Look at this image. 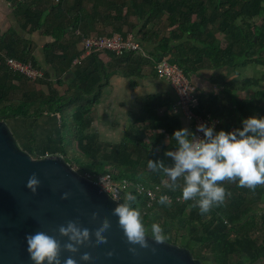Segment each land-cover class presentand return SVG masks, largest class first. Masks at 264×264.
<instances>
[{
	"label": "trees",
	"instance_id": "1",
	"mask_svg": "<svg viewBox=\"0 0 264 264\" xmlns=\"http://www.w3.org/2000/svg\"><path fill=\"white\" fill-rule=\"evenodd\" d=\"M9 1L24 31L53 39L45 46V56L47 67L59 76L58 85H64L69 72L75 79L62 95L49 81L51 72L36 57L34 42L15 30L2 34L0 29V120L60 115L61 145L52 152L64 154L83 175L91 173L96 178L110 171L116 179L131 181L134 187L126 194L136 196L133 206L141 212L147 235L155 222L163 229V241L189 248L206 264H264V184L240 187L226 179L220 182L226 192L224 201L202 214L193 201L181 199L179 187L169 189L166 178L147 167L148 159L172 164L164 153L174 150L172 132L182 127V117L173 113V96L142 98L140 113L119 143L100 142L90 133L91 113L116 74L130 79L134 88L148 70L159 79L156 67L164 59H170L191 81L203 70L228 68L239 75L249 67L264 68V0ZM133 17L136 22L131 21ZM100 26L111 31L97 32ZM116 33L123 37L134 33L140 43L153 42L157 49L146 56L104 50L80 58L82 36ZM10 58L43 70L44 77L32 81L13 71ZM263 83L264 75L244 81L242 89H257ZM39 85H49L48 93ZM228 94L223 95L231 101L225 103L222 96L199 90L198 113L221 120L217 130H232L241 126L244 117L264 115L263 93L256 92L245 101ZM160 110H165L163 117H159ZM23 137L25 147L38 154L36 134L29 131ZM74 148L78 161L71 160ZM138 184L151 190L159 186L157 192L168 195L171 204H159L146 192L139 193Z\"/></svg>",
	"mask_w": 264,
	"mask_h": 264
},
{
	"label": "water",
	"instance_id": "2",
	"mask_svg": "<svg viewBox=\"0 0 264 264\" xmlns=\"http://www.w3.org/2000/svg\"><path fill=\"white\" fill-rule=\"evenodd\" d=\"M14 122L0 120V264H34L25 234L37 231L58 240L60 264L67 254L76 257L77 264H206L189 248L156 243L149 235L147 247L129 242L112 212L121 201L81 174L64 154L27 149V139L17 134ZM33 173L40 181L36 192L27 187ZM104 217L110 227L103 233L106 241L100 242L94 228ZM69 219L89 228V235L73 249L64 246L68 237L58 232ZM84 248L89 250L87 257L81 255Z\"/></svg>",
	"mask_w": 264,
	"mask_h": 264
},
{
	"label": "clouds",
	"instance_id": "3",
	"mask_svg": "<svg viewBox=\"0 0 264 264\" xmlns=\"http://www.w3.org/2000/svg\"><path fill=\"white\" fill-rule=\"evenodd\" d=\"M196 130L203 135L197 136L196 132L187 127L173 130L171 138L175 142L174 150L164 153L172 158L170 166L159 160L147 161L149 169L166 178L165 183L169 189L175 191L179 187L181 199L193 201V206L203 214L224 201L226 192L220 182L226 179L235 180L240 187L254 188L258 184H264V115L244 117L241 119V126L232 130H215L211 124L203 122L196 126ZM39 183L38 177L33 173L27 180V187L36 192ZM116 198L113 196V199ZM135 200V195L126 194L123 202L117 203L112 212L118 217L127 240L147 247L148 229L139 208L133 206ZM157 202L171 204L166 194L160 195ZM96 211L94 208L93 212ZM109 227L110 221L104 217L94 228L95 239L106 241L107 237L103 233ZM58 232L61 236L68 237L64 246L73 249L77 241L89 235V228L87 224L69 219L58 227ZM150 236L156 243L165 239L160 224H151ZM25 240L34 264H60L59 242L55 237L44 231H37L26 233ZM81 255L87 257L89 250L84 248ZM63 264H77V259L67 254Z\"/></svg>",
	"mask_w": 264,
	"mask_h": 264
},
{
	"label": "crops",
	"instance_id": "4",
	"mask_svg": "<svg viewBox=\"0 0 264 264\" xmlns=\"http://www.w3.org/2000/svg\"><path fill=\"white\" fill-rule=\"evenodd\" d=\"M73 0H70L72 3ZM167 19V18H166ZM136 22V18L131 19ZM0 29L2 34H6L11 30L17 31L24 38L34 42L35 55L46 68L51 72L49 81L52 82L54 89L58 90L62 95L67 87L74 81L75 75L69 72L64 76V85H58L59 76L50 67L46 65L45 46L53 41L49 36H43L41 33L29 35L22 29L21 23L16 16L15 8L11 1L0 0ZM110 29H104L101 26L97 32H110ZM96 33V32H95ZM221 40L222 36H217ZM142 43V42H141ZM146 53L149 55L157 49V44L153 42L142 43ZM81 45L78 43V50ZM52 70V71H51ZM43 71V70H42ZM264 75L263 67H249L241 74H236L228 68L218 71L203 70L192 79L193 83L198 87L202 94L222 96L225 103L231 99L223 95L227 92L230 96H235L237 100H248L256 92L264 94V83L257 89L243 90V82L246 80L260 79ZM146 78L139 82L137 87L130 86V79L122 74L114 75L110 80V85L105 89L100 102L91 113L92 125L90 133L96 134L100 142L103 143H119L134 124V118L140 113V100L147 96L154 95H171L176 101V95L171 85L163 80L157 79L148 70L145 74ZM38 87V85H36ZM36 87V88H37ZM49 85H39V89L48 93ZM229 95V94H228ZM159 117L165 115V110H160ZM14 129L20 128L25 135L29 131L31 133L44 135L45 139L37 141V149L44 152H52L59 150L61 145V129L62 117L60 115H47L39 120H20L13 119ZM182 127H187L194 131V125L188 120L182 118ZM24 128V130L22 129ZM26 129V130H25ZM27 129L29 131H27ZM18 134V132H17Z\"/></svg>",
	"mask_w": 264,
	"mask_h": 264
},
{
	"label": "built area",
	"instance_id": "5",
	"mask_svg": "<svg viewBox=\"0 0 264 264\" xmlns=\"http://www.w3.org/2000/svg\"><path fill=\"white\" fill-rule=\"evenodd\" d=\"M77 33L80 34L79 31ZM104 50L112 51L119 55L127 52H134L144 56L147 55L143 45L139 42L134 33H129L126 37L117 33L112 36H82L81 59ZM77 61L78 60H76V62ZM8 65L13 71L25 75L32 81H37L44 77V72L42 70L37 69L32 64L23 63L18 59H8ZM156 71L158 78L168 82L175 92L176 103L173 107V113L193 123L194 132H196L197 136L203 135L202 132L196 130V126L201 122L211 124L214 129L217 130L221 124V120L213 118L211 115L203 117L198 113L201 106L199 89L193 81L185 75L181 68L172 65L170 59H164L158 67H156ZM85 176L96 182L102 190L106 191L112 197L116 196V200L121 202L127 191L134 187L131 181L127 179H116L110 171L96 178H94L91 173H86ZM135 189L139 193L146 192L151 200L158 199L160 195L157 191L161 190L159 186H156L155 190H151L145 188L142 184L136 185Z\"/></svg>",
	"mask_w": 264,
	"mask_h": 264
},
{
	"label": "rangeland",
	"instance_id": "6",
	"mask_svg": "<svg viewBox=\"0 0 264 264\" xmlns=\"http://www.w3.org/2000/svg\"><path fill=\"white\" fill-rule=\"evenodd\" d=\"M24 130V128H22ZM16 130L18 132V135L21 137L22 136V131L20 128L16 127ZM26 130V129H25ZM38 133L36 134V136L40 139V140H44L45 139V136L44 135H41L39 134V131H37ZM21 138H24L23 136ZM73 158H76L77 161L78 159H80L79 157V154L77 152H75V148L71 151V160H73ZM75 162V161H74ZM210 264V263H208Z\"/></svg>",
	"mask_w": 264,
	"mask_h": 264
}]
</instances>
